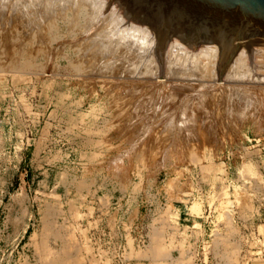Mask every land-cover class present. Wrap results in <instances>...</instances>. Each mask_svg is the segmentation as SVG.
<instances>
[{
  "label": "rangeland",
  "instance_id": "rangeland-1",
  "mask_svg": "<svg viewBox=\"0 0 264 264\" xmlns=\"http://www.w3.org/2000/svg\"><path fill=\"white\" fill-rule=\"evenodd\" d=\"M2 1L0 264H264V36L242 42L225 65L228 51L218 44L166 32L127 0H96V16L86 3L42 11L40 2ZM70 107L97 108L95 129L117 133L137 153L122 166L150 210L164 187L169 203L186 197L184 188L197 192L189 213L199 216L202 200L201 236L181 229L174 239L170 215L159 212L111 231L107 204L91 200L89 209L76 185L65 192L26 184L18 159L7 158L8 141L55 116L70 123L59 112Z\"/></svg>",
  "mask_w": 264,
  "mask_h": 264
},
{
  "label": "crops",
  "instance_id": "crops-1",
  "mask_svg": "<svg viewBox=\"0 0 264 264\" xmlns=\"http://www.w3.org/2000/svg\"><path fill=\"white\" fill-rule=\"evenodd\" d=\"M96 109L88 108L86 112H80L74 107L60 108V114L68 115L70 123L58 122V116H55V119L42 121L38 131L35 130L38 132L36 134L31 135L34 129L33 126H29L27 130L24 129L20 140L17 139L19 134L13 135V140H9L7 144L9 150L7 158L18 159V163L24 168L21 169L23 171L21 176L25 178L26 184L33 185L35 190L63 187L65 192L76 187L83 201L90 200L86 204H94L95 201L97 207L100 201L103 205L107 204L105 221L111 231H115V226L123 232L126 228L130 230L144 217L147 219L150 212L156 216L159 212L160 215L165 213L170 215L168 222L175 229L170 232L174 239L179 236L181 229H185L188 236L192 230L199 231L200 235L197 237H200L207 224L205 206L202 205L201 199L199 216L189 213L191 203L199 201L197 192L193 190L188 192L189 188H184L186 197L169 203L164 187L161 192H157L155 197L157 201H153L156 207L150 210L149 206L152 204L142 200L137 184H131L125 179L128 177L127 166H122V162L128 163L127 158H139L137 153L130 151L128 145L117 138V133L112 131L105 133L103 130L95 129L97 125L90 123V120L92 118L96 120V117H93ZM53 167L55 171L51 169ZM51 172L52 178L49 174ZM122 178L125 181L121 182ZM65 180H69L70 183ZM178 194L180 196L183 192ZM89 209L94 208L91 206ZM174 215L175 224L170 221ZM27 229L25 227L23 234ZM186 239L191 241V244L195 242L191 236Z\"/></svg>",
  "mask_w": 264,
  "mask_h": 264
},
{
  "label": "water",
  "instance_id": "water-1",
  "mask_svg": "<svg viewBox=\"0 0 264 264\" xmlns=\"http://www.w3.org/2000/svg\"><path fill=\"white\" fill-rule=\"evenodd\" d=\"M137 14L195 40L232 46L264 34V0H127Z\"/></svg>",
  "mask_w": 264,
  "mask_h": 264
},
{
  "label": "bare ground",
  "instance_id": "bare-ground-1",
  "mask_svg": "<svg viewBox=\"0 0 264 264\" xmlns=\"http://www.w3.org/2000/svg\"><path fill=\"white\" fill-rule=\"evenodd\" d=\"M1 1H2V0H1ZM4 1H5V0H3L2 2H4ZM7 1H8V0L5 1V4L8 3ZM12 1H13V0H12ZM18 1H19V0L15 1V3H18ZM6 2H7V3H6ZM10 2H11V1H10ZM19 2H22V7H23V6H26V4H28V3H30L31 6H32V4H36V3H37V5H38V2H40L41 5L45 6L46 8L48 7V9H42V11H46V10L49 11L50 9L52 10V8H53L54 5H55V9H56V5L58 6L57 9H59V5H61V7H63V6H65L64 3H66V2H69V3L71 2V4H72L71 8L75 6L74 4H77V3H79V4H80V3H83V4H84V3H86V4H89V5H90V8H91V9L89 8L88 5H86V6H87V7H88V8H89V9L95 14V16H96V13H97L95 10H96V8H97V6H98V4H97L98 2L96 3V0H20ZM18 4H19V3H18ZM58 4H59V5H58ZM71 4H70V5H71ZM14 5H16V4H14ZM19 5H20L19 7H21V4H19ZM66 5H67V4H66ZM70 5H69V6H70ZM1 6H2V5H1ZM1 6H0V10H1V8H3V6H2V7H1ZM4 6H5V5H4ZM7 6H9V5L7 4ZM7 6H6V9L8 8ZM29 6H30V5H29ZM35 6H36V5H35ZM39 6H40V5H39ZM43 6H42V7H43ZM67 6H68V5H67ZM67 6H66L65 8H63V9H67ZM69 6H68V7H69ZM11 7H12V5H11ZM36 7H38V6H36ZM36 7H35V9H37ZM42 7H40V8H42ZM45 7H44V8H45ZM75 7H76V6H75ZM14 8H16V7H14ZM23 8H24V7H23ZM25 8H26V7H25ZM27 8H28V7H27ZM20 9H21V8H20ZM29 9H30V8H29ZM98 9H99V7H98ZM60 10H61V11H64V10H62V8H61ZM74 10H75V9H74ZM77 10H78V9H77ZM33 11H34V10H33ZM48 11H47V12H48ZM75 11H76V10H75ZM91 11H90V13L93 15V13H92ZM126 11H127V10H126ZM34 12H35V11H34ZM47 12H46V13H47ZM53 12H54V11H53ZM53 12L50 11L49 13L52 14ZM95 12H96V13H95ZM4 13H5V12H4ZM10 13H11V12H10ZM15 13H16V12H15ZM43 13H44V12H43ZM54 13H55V12H54ZM98 13H99V10H98ZM98 13H97V14H98ZM48 15H49V14H48ZM12 16H13V15H12ZM36 16H37V15H36ZM55 16H56V15H55ZM44 17H45V16H44ZM51 17H52V16H51ZM93 17H94V16H93ZM93 17H92V18H93ZM88 18H89V17H88ZM98 18H99V17H98ZM108 18H109V17H108ZM93 19H94V18H93ZM116 19H117V18H116ZM116 19H115V20H116ZM71 20H72V19H71ZM89 20H90V19H89ZM90 21H91V20H90ZM96 21H97V20H96ZM117 21H118V20H117ZM141 21H142V20H141ZM139 22H140V21H139ZM85 23H86V22H85ZM114 23H115V22H114ZM116 23H117V22H116ZM117 24H118V23H117ZM95 26H96V25H95ZM115 26L117 27L118 25H115ZM80 27H81V26H80ZM127 27H129V26H127ZM127 27H126L125 29H128ZM161 27H162V26H161ZM111 28H112V27H111ZM162 28L165 29L166 32H170V33H173V34H176V32H177V31H174V30L166 29V28H164V27H162ZM125 29H124V30H125ZM138 29H139V28H138ZM138 29H137V30H138ZM109 30H110V29H109ZM111 30H113V29H111ZM121 30L123 31L122 28H121ZM142 30H143V29H142ZM146 30H147V28H146ZM106 31H107V30H106ZM113 31H114V30H113ZM113 31L111 32L112 34H113ZM118 31H119V29H118ZM118 31H117V33H120V34L123 33V32H121V31H120V32H118ZM127 31H129V30H127ZM127 31H124L126 34L123 35V37H125V38H126V35H129V34H127V33H128ZM140 31H141V29H140ZM143 31H144V30H143ZM104 32H105V31H104ZM104 32H102V33L106 35V32H105V33H104ZM114 32H115V31H114ZM131 32H132V31H131ZM131 32H129V33H131ZM138 32H139V31H138ZM102 33H101V34H102ZM117 33L115 32V34H117ZM103 34H102V35H103ZM120 34H118V37H119ZM136 34H137V33H136ZM145 34H146V32H145ZM130 35H131V34H130ZM140 35H141V34H140ZM261 35L264 36V34H261ZM103 36H104V35H103ZM113 36H116V35H113ZM132 36H133V35H132ZM138 36H139V35H138ZM167 36H168V35H167ZM259 36H260V35H259ZM100 37H101V36H100ZM108 37H109V36H108ZM116 37H117V36H116ZM116 37H115V38H116ZM123 37H121V38H122V40L124 39V42H125V38H123ZM134 37H137V35L135 36V34H134V36L132 37V39L130 38V40L132 41V43H133V39H134V41L136 40V38H134ZM139 37H141V36H139ZM257 37H258V36H257ZM109 38H110V37H109ZM111 38H112V37H111ZM166 38H167V37L165 36L164 39H163V41L166 40ZM255 38H256V37H255ZM99 39H100V38H99ZM101 39H103L102 42H103V44H104L106 47H107V46L109 47V45H110L111 42H112V40L110 41V39H107L106 36H105V38L102 37ZM117 39H118V38H117ZM140 39H141V38H140ZM140 39H139V42L141 43V42L143 41V40H142L143 38H142L141 40H140ZM146 39H147V38H146ZM191 39H193V38H191ZM253 39H254V38H253ZM113 40H114V39H113ZM251 40H252V39H251ZM97 41H98V40H97ZM131 41H129V46H132V45H130V44H131V43H130ZM248 41H249V40H248ZM136 42H138V40H136ZM198 42H199V43H204L205 41H200V40H198ZM245 42H246V41H245ZM97 43H98V42H97ZM116 43H117V42H116ZM126 43H127V41H126ZM143 43H145V42L143 41ZM205 43H212V42H205ZM214 43H215V44H218L217 42H214ZM241 43H242V42H241ZM241 43H237V44H234V45H232V46H227V47L218 44V45L220 46L222 52H225V50L228 51V54H227L226 60H225V62H224L225 65H226L227 63H229L231 60H233V58L236 56V54L238 53V51H239V49H240V44H241ZM114 44H115V43H113V45H114ZM119 44H120V43H119ZM119 44H118V45H119ZM135 44H137V43H135ZM135 44L133 43L134 46H135ZM141 44H142V43H141ZM141 44L138 45L137 47L139 48V46H142ZM99 45H100V44H99ZM111 45H112V44H111ZM111 45H110V46H111ZM126 45H128V44H126ZM126 45H125V46H126ZM211 45H212V44H211ZM174 46H175V45H174ZM102 47H104V46H102ZM106 47H104V49H106ZM112 47H113V46H112ZM99 48H101V47H99ZM109 48H110V47H109ZM113 48H114V47H113ZM140 48H141V47H140ZM178 48H179V47H178ZM96 49H97V48H96ZM101 49H102V48H101ZM104 49H103V50H104ZM134 49H137V48H134ZM141 49H142V48H141ZM213 49H214V48H212V50H211V49H209V50L213 51ZM103 50H102V51H103ZM137 50H138V52H139L140 49H137ZM142 50H143V49H142ZM150 50H151V49H150ZM105 51H106V50H105ZM117 51H118V50H117ZM119 51H120V50H119ZM135 51H136V50H135ZM136 52H137V51H136ZM214 52H215V51H214ZM124 53H125V52H124ZM142 53H143V52H142ZM211 53H212V52H211ZM215 54H216V53H215ZM133 55H134V54H133ZM133 55H132V56H133ZM184 55H185V54H184ZM211 55H212V54H211ZM211 55H210V56H211ZM137 56H138V55H137ZM121 57H122V56H121ZM176 57H177V56H176ZM205 57H206V56H205ZM205 57H204V58H205ZM119 58H120V57H119ZM212 58H213V57H212ZM176 59H177V58H176ZM182 59H183V57H182ZM208 59H209V58H208ZM208 59H207V60H208ZM147 60H149V59H147ZM170 60H171V59H170ZM170 60H169L168 62H170ZM134 61H135V60H134ZM175 62H177V61H175ZM143 63H144V62H143ZM178 63H179V61H178ZM189 63H190V62H189ZM230 63H231V62H230ZM136 64H137V63H136ZM173 64H174V63H173ZM175 65H176V64H175ZM177 65H179V64H177ZM189 65H190V64H189ZM195 65H196V64H195ZM209 65H210V64H209ZM225 65H224V67H225ZM131 66H132V65H131ZM144 66H145V65H144ZM183 66H184V65H183ZM203 66H204V65H203ZM140 67H141V66H140ZM180 67H181V66H180ZM184 67H185V66H184ZM198 67H199V66H198ZM185 68H186V67H185ZM222 68H223V66H222ZM222 68H220V69H222ZM189 69H190V68H189ZM196 69H197V68H196ZM226 69H227V68H226ZM173 70H174V69H173ZM183 70H184V69H183ZM223 70H224V69H223ZM123 71H124V70H123ZM175 71H177V70L175 69ZM175 71H171L170 74H173V75L176 74V75H177V73H176ZM151 72H152V71H151ZM184 72H185V70H184ZM239 74H240V73H239ZM239 74L237 73V75H239ZM142 75H143V74H142ZM176 75H175V77H176ZM232 75H233V74H232ZM237 75L235 74V76H237ZM227 76H228V75H227ZM240 76H241V75H240ZM178 77H179V76H178ZM191 77H192V76H191ZM194 77H195V76H194ZM230 77H231V76H230ZM244 77H245V76H244ZM247 77H248V76H247ZM226 78H228V77H226ZM189 79H191V78H189ZM235 79H236V77H235ZM238 79H239V78H238ZM238 79H237L236 81H238ZM228 80H229V79H228ZM252 80H253V79H252ZM260 80H261V79H260ZM236 81L233 80V82H236ZM229 83H231V82H229ZM237 83H239V81H238ZM249 83L251 84L252 82H249ZM253 83H254V82H253ZM257 83H258V81H257ZM232 84H233V83H232ZM235 84H236V83H235ZM221 85H222V84H221ZM243 86H246V85H243ZM248 86H249V85H248ZM259 86H260V85H259ZM234 87H235V86H234ZM257 87H258V86H257ZM257 87H254V88H253V86H252L254 92H255V90H256L255 88H257ZM260 87H261V86H260ZM260 87H259V88H260ZM235 88H236V87H235ZM262 88H263V87H262ZM262 88H261V89H262ZM249 89H251V88H249ZM177 90H178V89H177ZM236 90H237V89H236ZM238 90H240V87H239ZM243 90L245 91V88H244ZM262 90H263V89H262ZM241 91H242V90H241ZM258 91H259V90H258ZM237 92H238V91H237ZM237 92H236V93H237ZM256 92H257V91H256ZM263 92H264V91H263ZM240 93H242V92H240ZM247 93H248V92H247ZM252 93H253V92H252ZM245 94H246V93H245ZM261 94H262V93H261ZM261 94H260V95H261ZM238 95H239V94H238ZM246 96H247V95H246ZM262 96H263V95H262ZM239 97H241V96L239 95ZM250 97H251V96H250ZM246 102H247V101H246ZM239 103H240V102H239ZM240 104H241V103H240ZM242 104H243V102H242Z\"/></svg>",
  "mask_w": 264,
  "mask_h": 264
}]
</instances>
